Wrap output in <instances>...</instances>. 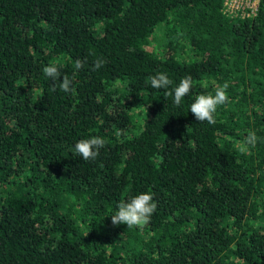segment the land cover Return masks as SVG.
<instances>
[{
  "label": "trees",
  "instance_id": "1",
  "mask_svg": "<svg viewBox=\"0 0 264 264\" xmlns=\"http://www.w3.org/2000/svg\"><path fill=\"white\" fill-rule=\"evenodd\" d=\"M221 9L0 0V264H264V0L250 17ZM50 64L74 92H50ZM188 75L177 107L165 93ZM225 83L216 123L197 121L195 98ZM93 136L105 145L85 161L75 144ZM141 192L150 222L113 225Z\"/></svg>",
  "mask_w": 264,
  "mask_h": 264
},
{
  "label": "clouds",
  "instance_id": "2",
  "mask_svg": "<svg viewBox=\"0 0 264 264\" xmlns=\"http://www.w3.org/2000/svg\"><path fill=\"white\" fill-rule=\"evenodd\" d=\"M104 63L102 60H97L94 67L99 69ZM83 66L81 60L75 62V69H80ZM43 73L47 78L53 81L50 87V92H55L57 87L62 92H74L75 89L71 87L73 81L68 75H64L60 79V71L55 64H50L43 68ZM172 84L168 75L165 72H158L150 77V86L153 89H167ZM193 80L190 75L184 76L179 83L167 91V97H173V103L179 107L183 98L189 94L192 89ZM228 83L223 84L215 89V94H200L195 98V101L190 105V111L199 122L207 121L208 124H215L214 114L219 105H224L228 101L227 88ZM257 136L254 132H250L245 138V144L255 146ZM105 145V140L99 136H93L90 139H81L76 142L74 151L79 154L85 161L96 159L100 155V149ZM157 204L151 192H141L128 199L121 200L118 204V210L111 216L113 225L124 224L127 228H134L147 225L150 222L152 214L156 211Z\"/></svg>",
  "mask_w": 264,
  "mask_h": 264
},
{
  "label": "built area",
  "instance_id": "3",
  "mask_svg": "<svg viewBox=\"0 0 264 264\" xmlns=\"http://www.w3.org/2000/svg\"><path fill=\"white\" fill-rule=\"evenodd\" d=\"M260 0H222V12L231 18L254 16Z\"/></svg>",
  "mask_w": 264,
  "mask_h": 264
}]
</instances>
